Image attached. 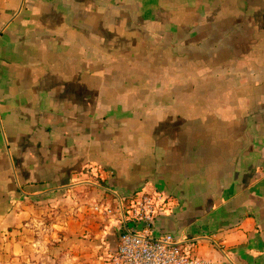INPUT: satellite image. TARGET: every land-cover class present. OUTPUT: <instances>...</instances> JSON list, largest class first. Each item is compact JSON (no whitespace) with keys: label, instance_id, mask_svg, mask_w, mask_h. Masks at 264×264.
Returning a JSON list of instances; mask_svg holds the SVG:
<instances>
[{"label":"crops","instance_id":"1","mask_svg":"<svg viewBox=\"0 0 264 264\" xmlns=\"http://www.w3.org/2000/svg\"><path fill=\"white\" fill-rule=\"evenodd\" d=\"M145 191L156 234L264 264V0H0V264H109L93 205Z\"/></svg>","mask_w":264,"mask_h":264},{"label":"built area","instance_id":"2","mask_svg":"<svg viewBox=\"0 0 264 264\" xmlns=\"http://www.w3.org/2000/svg\"><path fill=\"white\" fill-rule=\"evenodd\" d=\"M117 195L123 224L111 264H210L193 254L190 243L169 232L155 233L153 220L169 201L167 196L155 191L136 192L129 198ZM96 208L111 211L106 205Z\"/></svg>","mask_w":264,"mask_h":264},{"label":"rangeland","instance_id":"3","mask_svg":"<svg viewBox=\"0 0 264 264\" xmlns=\"http://www.w3.org/2000/svg\"><path fill=\"white\" fill-rule=\"evenodd\" d=\"M107 207H111V206H109L108 204H105ZM114 209H115V211L112 213V215H107V213H105L106 211H102V210H100V209H97L96 208V204L95 205H93V215H95V216H97L96 218H99V219H102V220H104V217L105 216H108V218H110V217H112V218H117L118 217V219H120V221H119V226H118V231H119V233L121 232V227H122V224H123V215H122V213H121V211H122V209H121V204H120V202H119V200H117L116 201V203H114ZM97 212V213H96ZM92 215V216H93ZM119 233H118V243H119ZM118 243H117V245H118ZM89 244V243H88ZM85 247H87L86 245H85ZM117 247V246H116ZM87 248H84V250H86ZM116 249V248H115ZM113 253V252H112ZM94 260H93V257H90V256H87V255H84L83 257H82V259H81V261H80V264H94ZM109 264H111V260H110V263Z\"/></svg>","mask_w":264,"mask_h":264}]
</instances>
